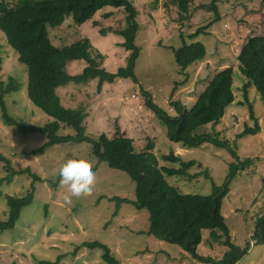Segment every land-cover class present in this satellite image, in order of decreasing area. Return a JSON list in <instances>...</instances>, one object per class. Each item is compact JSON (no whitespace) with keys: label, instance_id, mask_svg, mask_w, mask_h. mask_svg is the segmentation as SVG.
<instances>
[{"label":"rangeland","instance_id":"rangeland-1","mask_svg":"<svg viewBox=\"0 0 264 264\" xmlns=\"http://www.w3.org/2000/svg\"><path fill=\"white\" fill-rule=\"evenodd\" d=\"M211 1L188 0L189 11L184 13L187 21L179 23L181 11L173 0H135L139 12L136 44L140 55L135 68L138 83L121 79L113 84L105 83L98 90V82L93 81L83 85L69 84L58 90L66 108L75 109L83 103L81 106L87 113L86 134L93 139L102 132L113 136L118 124L121 131L133 139L136 150L144 151L153 143V152L161 167L178 166L162 159L171 152L180 155L184 161L195 160L197 164L189 173L197 175L196 178L166 177V180L183 194L202 196L212 193V183L204 177L205 171L216 185H222L233 159L226 151L210 144L186 149L170 142L166 127L146 108L143 91L150 93L156 104L174 115L170 105L172 100H180L191 108L215 73L232 67L235 70L236 102L226 109L223 127L220 124L218 130L225 129L223 137L233 140L245 124L252 125L246 107L239 104L244 101L241 88L245 80L239 73L237 56L249 41L264 37V7L260 0H221L217 3L221 19L216 21ZM111 12L113 16L106 18L105 15ZM210 24L213 26L206 30V34L193 41L206 46L207 56L182 71L172 53V48L181 46L179 30L188 35ZM123 26V10L105 9L82 26L74 25L69 19L60 28L51 29L50 35L58 47L88 39L92 59L108 72L115 73L126 65L129 53L121 46L124 41L121 36L112 32L103 35L101 31ZM186 41L190 43L188 38ZM0 51L2 79L11 76L20 84L16 94L5 97L9 113L29 127L44 126L52 121L27 97V70L18 62V54L7 44L1 31ZM85 65L84 61L71 62L69 71L71 74L81 73ZM176 85L177 90L171 97ZM249 97L259 117L261 132L238 140L237 150L240 158H254L256 161L232 181L229 195L223 201L222 215L234 245L242 248L251 243L249 253L238 264H264V246L256 245L255 240L256 221L264 215V105L253 88ZM60 133L73 135L74 131L66 129ZM46 142L43 135H23L5 125L0 110V154L9 159L13 171L29 168L42 180L34 184V200L22 210L15 228L0 232V264H39L40 261L56 262L58 259V264H105L102 250L83 246L94 241L106 244L121 264H205L177 246L149 236L147 211L123 204L114 216L116 206L110 199L133 200L135 183L126 173L113 170L106 163L99 164L90 144L44 147ZM68 158L86 160L95 174L91 193L70 204L65 203L66 191L59 186L57 172L59 165ZM11 173L5 162L0 161V220H4L7 210L5 197L27 195L33 181L28 175L8 179ZM209 233L203 232L198 253L220 259L228 249L213 242Z\"/></svg>","mask_w":264,"mask_h":264},{"label":"trees","instance_id":"trees-1","mask_svg":"<svg viewBox=\"0 0 264 264\" xmlns=\"http://www.w3.org/2000/svg\"><path fill=\"white\" fill-rule=\"evenodd\" d=\"M135 0H11L0 1V31L4 33L7 44L18 54V62L25 66L28 75L27 97L34 107L52 119L44 126H27L24 121L14 118L8 111L5 97L16 94L20 89L18 80L14 77L2 79L3 59L0 51V110L5 125L17 129L21 134H40L46 137L44 147L55 145L90 144L93 156L98 163H106L109 168L126 173L135 183V198L122 199L114 197V216L123 204H131L138 211L149 214V229L147 234L169 245L177 246L193 259L205 264H238L250 250L251 243L238 247L232 243L231 233L222 215L224 199L229 195L232 181L242 170H249L255 165L256 159H242L238 155L237 141L255 136L261 132L259 117L255 106L249 97L253 88L258 99L264 105V37L252 39L245 44L237 56L239 73L244 77L241 88L243 100L239 104L246 107L252 125L245 124L244 129L235 135L234 139L223 137L225 129L218 130L222 125L226 109L236 102L235 70L224 68L215 73L208 85L196 99L191 108L186 107L180 100H172L170 105L174 115L161 108L147 91H143L145 106L160 123L166 127V136L170 142L180 144L182 148L196 149L210 144L226 151L233 159L229 165L228 174L222 185H216L205 171L204 177L212 183L210 195L183 194L178 188L172 187L166 177H179L191 180L189 171L197 162L184 161L180 155L173 152L162 157L165 162L178 164L177 167H161L153 152L154 145L150 143L144 151L135 148L133 139L121 131L118 124L115 134L109 136L100 133L97 139L86 134L85 107L66 108L58 95L61 87L69 84L83 85L93 81L98 82V90L105 83L113 84L117 80L131 79L138 83L135 73L140 48L136 44L139 26L136 22L139 14L134 4ZM179 7L177 22L187 21L184 13H188V0H173ZM212 0L211 8L216 21L221 17L217 3ZM264 7V0H260ZM167 7V6H166ZM105 9L123 10L125 26L119 29L108 28L101 31L106 35L112 32L121 36L124 41L121 46L129 54L126 65L117 72H108L91 57L90 41L80 39L69 45L58 47L53 44L50 30L60 28L71 19L74 25L82 26L94 19ZM113 13L105 15L106 18ZM214 24V23H213ZM213 24L198 28L194 33L186 35L179 30L181 46L172 48L177 66L185 71L201 62L207 56L206 46L195 41L200 35L206 34ZM186 38L190 41L187 43ZM84 61L82 72L71 74L70 63ZM176 85L171 97L177 90ZM221 124V125H220ZM66 129L74 131L73 135L60 132ZM43 147V148H44ZM42 148V149H43ZM41 149V150H42ZM0 161L8 167V179L14 176H30L33 181L31 189L23 197L6 196L7 210L4 220H0V232L13 230L24 208L34 200V184L42 181L30 169L13 171L9 159L0 154ZM94 171V170H93ZM209 231V238L220 243L228 250L220 259L204 257L198 253L203 242V232ZM256 245L264 246V215L256 221ZM88 249L102 250V260L105 264H121L112 254L111 249L99 241L84 243ZM56 262L40 261L39 264H58Z\"/></svg>","mask_w":264,"mask_h":264},{"label":"clouds","instance_id":"clouds-1","mask_svg":"<svg viewBox=\"0 0 264 264\" xmlns=\"http://www.w3.org/2000/svg\"><path fill=\"white\" fill-rule=\"evenodd\" d=\"M59 186L65 189V203H72L89 195L95 184V174L91 165L84 159L68 158L57 170Z\"/></svg>","mask_w":264,"mask_h":264}]
</instances>
